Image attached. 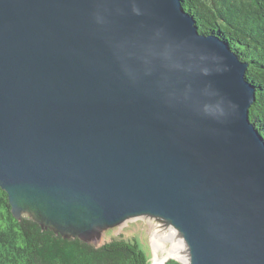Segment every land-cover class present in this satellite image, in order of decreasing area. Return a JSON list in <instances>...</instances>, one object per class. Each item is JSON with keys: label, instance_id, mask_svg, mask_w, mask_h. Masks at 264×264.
<instances>
[{"label": "water", "instance_id": "95a60500", "mask_svg": "<svg viewBox=\"0 0 264 264\" xmlns=\"http://www.w3.org/2000/svg\"><path fill=\"white\" fill-rule=\"evenodd\" d=\"M247 65L182 0H0V187L13 216L94 246L146 217L175 229L188 264H264ZM217 103L222 117L206 111Z\"/></svg>", "mask_w": 264, "mask_h": 264}, {"label": "trees", "instance_id": "16d2710c", "mask_svg": "<svg viewBox=\"0 0 264 264\" xmlns=\"http://www.w3.org/2000/svg\"><path fill=\"white\" fill-rule=\"evenodd\" d=\"M198 31L226 40L255 87L249 119L264 139V0H182ZM0 264H150L136 240L112 238L94 246L64 238L28 216L16 219L0 187ZM164 264H180L168 259Z\"/></svg>", "mask_w": 264, "mask_h": 264}, {"label": "rangeland", "instance_id": "374dc122", "mask_svg": "<svg viewBox=\"0 0 264 264\" xmlns=\"http://www.w3.org/2000/svg\"><path fill=\"white\" fill-rule=\"evenodd\" d=\"M166 230L168 228L162 227L154 219L140 217L131 219L113 229L106 230L102 234L101 239L96 242V245L102 244L112 238H123L128 241L136 240L147 254L149 263H151L155 257L153 236H157L160 243L159 249L157 250L159 260L170 248L169 241L162 238V235L166 234Z\"/></svg>", "mask_w": 264, "mask_h": 264}, {"label": "bare ground", "instance_id": "6f19581e", "mask_svg": "<svg viewBox=\"0 0 264 264\" xmlns=\"http://www.w3.org/2000/svg\"><path fill=\"white\" fill-rule=\"evenodd\" d=\"M166 234L162 235V238L169 241L170 248L166 252V254L160 258H158L157 250L159 249V241L157 239V236H153V242H154V253L155 257L153 259V262L150 264H162L163 261L170 256H174L178 259H180L184 264H188V257L185 253V243L183 242L181 237H178L175 229L168 228V230L165 231ZM164 233V232H163Z\"/></svg>", "mask_w": 264, "mask_h": 264}, {"label": "clouds", "instance_id": "9594fccd", "mask_svg": "<svg viewBox=\"0 0 264 264\" xmlns=\"http://www.w3.org/2000/svg\"><path fill=\"white\" fill-rule=\"evenodd\" d=\"M213 59H219L218 57H213ZM212 69L210 67H204L202 69V73L204 75H209L211 74ZM130 75H133V73L131 71H129ZM206 111L208 112V114L212 115V116H217V117H222L225 115V110L222 106V103H217L215 106H212L208 109H206Z\"/></svg>", "mask_w": 264, "mask_h": 264}]
</instances>
